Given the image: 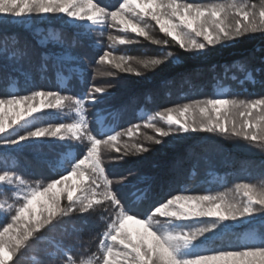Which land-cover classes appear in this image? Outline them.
I'll use <instances>...</instances> for the list:
<instances>
[{
  "label": "snow or ice",
  "instance_id": "1",
  "mask_svg": "<svg viewBox=\"0 0 264 264\" xmlns=\"http://www.w3.org/2000/svg\"><path fill=\"white\" fill-rule=\"evenodd\" d=\"M59 14L72 22L70 27L89 24L118 29L122 35L109 34L107 37L112 42L110 47L134 43L129 33L154 45H168V39H154L151 36L149 22H154L160 33L171 38L183 53L195 58L205 56L211 47L236 41L246 34L264 33V4L257 8L255 4L236 2L116 0L115 4L109 6L102 5L99 0H0V26L13 19L26 20L33 15ZM229 17L235 18L234 24L226 23ZM11 56L15 57L16 62H8L5 42L4 46H0L3 61L0 63V73H21L25 70L23 62H32V54L25 48L17 47ZM40 57L42 63L39 67L43 72L51 71L54 75L63 72L60 66L62 57H53L48 53H42ZM71 59L77 60L76 57ZM130 59L104 50L98 62H106L131 73L135 69L129 65ZM179 60L178 54L168 51L160 58L139 60L137 63L148 69L165 63H179ZM64 78L68 79L67 76ZM6 79L0 76V85L5 88ZM96 94H101L99 99ZM104 95V88L93 85L75 99L62 95L59 89L33 90L30 94H9L7 98H0V151L10 146L30 148L51 143L48 138H58L56 142L68 151L69 156L72 149L77 150V155L69 160L70 169H64L58 179H52L46 186L41 184L28 188L17 207L11 209L9 206L13 212L11 222L0 224V264H15L14 257L22 246L26 247L31 239L36 238V234L53 226L59 217L69 213L87 217L97 208L103 209L108 216L105 230L98 240L101 255L97 264H264V185L257 187L253 183H237L236 191L242 193L240 200L223 194H170L152 204L143 214L139 209L143 200L148 198L150 185L139 197L136 195L139 190L134 188L127 194L131 199L112 187L113 180L108 178L102 166L100 146H115L120 133L111 134L112 129L106 130V126L99 122V112L91 122L86 114V100L92 105L103 103ZM65 107H70L74 113L71 122L60 119L59 114ZM196 112L203 118L198 124L195 120L189 122L186 117ZM233 113H238L243 119H231ZM35 114L48 117L47 125L17 131L15 126L21 125V122L27 124L35 118ZM157 115L167 123L168 129L155 128L162 138L156 139V144L164 143L163 138L174 134L204 132L242 138L249 144L259 142L264 147V97L197 99L169 107ZM93 124L96 125L95 129ZM148 126L155 127L151 121ZM74 142H80V145ZM141 150L149 151L147 148ZM72 177H77L80 184L68 183L66 188L53 191L57 185L71 181ZM85 177L90 181L87 189L89 195L83 194L86 191L82 187ZM126 179L121 178L122 186ZM0 182H3L0 187L26 185L14 168L0 167ZM140 183H147V180L142 179ZM63 196H66L68 203L62 207ZM257 213L261 215L257 217ZM157 215L171 227H160V221L154 220ZM192 221L204 226L193 227L189 223ZM245 221L247 226L259 224L260 230L242 242L238 240V247L212 246L225 228H231L236 223L244 225ZM65 259H69L70 264H76L70 257Z\"/></svg>",
  "mask_w": 264,
  "mask_h": 264
},
{
  "label": "trees",
  "instance_id": "2",
  "mask_svg": "<svg viewBox=\"0 0 264 264\" xmlns=\"http://www.w3.org/2000/svg\"><path fill=\"white\" fill-rule=\"evenodd\" d=\"M206 1L208 0H188L198 3ZM51 25L55 26L54 29L59 27L58 23ZM47 27L48 25L45 31ZM69 32L70 30L66 29L59 31L58 40L64 47L71 48L77 53L81 52L83 45L91 47L84 38L77 43H70ZM33 37L34 35L25 31L13 29L2 33L0 38L3 41L0 42V46H4L6 42L9 63L16 62L11 53L17 47L27 49L32 54V62L30 64L23 62L25 70L21 73H0V76L7 77L6 88L0 85V98H7L9 94H28V87L47 89L46 84L38 81L50 75V71L45 73L39 67L42 61L37 47L42 50L44 48L33 42ZM159 39H165L161 33ZM2 62L0 58V63ZM154 72L156 74L151 80L125 79L126 86L117 90L122 96L121 101L126 99L128 104L138 105L144 112H150L148 108L151 102L161 106H166L164 104L172 106L206 97L213 98L219 94L236 99L261 98L264 96V34L256 37L245 36L231 44L212 47L200 58L184 54L181 62L169 67L163 66ZM10 84L17 88V92L10 90ZM142 91H144L142 100L137 101ZM244 142L242 138L234 136L224 137L199 132L188 135L184 141L172 143L173 146L146 145L145 148L149 151H141L142 153L138 155L137 151L133 150L126 156L130 164L142 169L146 176L144 179L147 180L145 186L150 185L148 198L145 199L147 202L145 207H148L151 203H158L167 198L173 192L217 195L219 192L224 193L235 188L237 183H254L255 180L263 182L264 147L255 142L251 144L253 145L251 148L246 149ZM48 149L55 150L54 147L43 143L36 147L0 151V167L14 168L23 179H30L31 176L51 179L52 174L47 169L46 160L48 161L53 153ZM0 190V198H3L2 195L6 192L7 196L12 198L11 187H0ZM11 214L9 210L0 209V224L10 221ZM189 223L193 227L204 226L203 223ZM259 230V224L247 226V221L244 225H233L231 228H225L212 246L238 247V240L242 242ZM42 233L46 234V229L38 234ZM39 237L40 235H37L31 239L26 247L22 246L18 255L14 257L15 264H38L36 261L29 262L30 254H33L40 264H56V260L53 261L52 255L48 252L53 244L46 241L47 238Z\"/></svg>",
  "mask_w": 264,
  "mask_h": 264
},
{
  "label": "rangeland",
  "instance_id": "3",
  "mask_svg": "<svg viewBox=\"0 0 264 264\" xmlns=\"http://www.w3.org/2000/svg\"><path fill=\"white\" fill-rule=\"evenodd\" d=\"M101 1L102 0H99L102 5H106V3ZM232 2H236L237 4H255L257 8L264 4V0H223L215 1L212 3L228 4ZM115 3L116 0H112V2L108 3L107 5L111 6ZM53 23H58L59 25H63L75 31L77 34L87 40L89 42V45L92 46L94 50H91V47L87 46L81 49L82 52L77 53L71 48L68 49L64 47L63 44H61V42L58 40V36L57 34H55V31L52 32L50 29L46 31L44 30L47 25H51ZM71 23L72 22L69 21L63 14L53 16L33 15L26 20L13 19L8 23L3 24L2 26H0V37L3 32L10 31L12 29L15 31H25L27 34L34 35L35 38L33 37V42L37 43L43 48L55 52L56 54H58L59 57H62V59L69 61L71 63L70 69L73 68L74 70H76L77 73L85 74V76L83 77V79L85 80V88L82 95L93 85L105 89L103 103H97L95 105H92L90 103H87L86 100V114L90 122L93 116L97 112H99V122L106 126V130L112 129L113 131L111 134L120 133L118 137V142H116L115 146H100L102 166L106 169V175L108 176V178L113 180L112 187L118 188L126 197L129 192L133 191L134 188L138 189L139 191L136 193V195L139 197L146 185L145 183H140V181L146 176L140 167H136L130 164V161L126 155H128V153L133 150L137 151L139 155L140 153H142L141 149L145 148L146 145H161L155 143L156 139H162L159 134L155 131V128H164L165 130H167L168 125L164 120L160 119L157 113L163 112L169 107L180 106L184 103H189L191 101L175 104L172 106L167 105L163 108L158 105H153L150 106L151 111L148 114L144 115L141 113V110L139 109L138 105H136L137 107H127L129 103L128 100L125 99L121 101L122 96L117 90L118 88L126 86L125 83L127 82V80L125 81V79H133L134 81L151 80L152 76L156 74V72H154L156 69L161 68L163 66L169 67V65L176 64L165 63L156 68L145 69L143 65L137 63V61L160 58L163 55H166L168 51H171L174 54H178L180 56L179 62H181L182 56H184V54H188L183 53V51L179 49V47L174 42L171 41V38L165 37L162 33L161 34L163 35V38L169 40L168 45H154L149 41L145 40L144 38L135 37L134 34L129 33L128 36L133 39L134 43L130 45L115 44L114 46L110 47V45H112V42L109 41L107 37L109 34L113 36L122 35V33L118 31V29L111 28L108 26H90L89 24H82L80 26L74 25L70 27L69 25ZM149 23L151 26L148 31L150 32L151 36L154 39H159L160 32L158 26H155L154 22ZM226 23L234 24L235 18L229 17ZM261 34L264 33H250L246 34L245 36L256 37ZM0 41H2V38H0ZM231 43L232 42H227L216 46H222ZM209 49L207 51H209ZM104 50L113 51L114 54L117 56L123 55L126 57H131L132 59H130L128 63L135 69V71L131 73L124 72L106 62H98V58L100 55H102ZM89 52L95 53L96 57H93V54L91 55ZM72 57H76L77 60H72ZM136 72H140L141 74L137 75ZM81 75L80 78L82 77ZM33 90L44 89L30 88L28 94H30ZM77 91L81 92V90ZM143 92L144 91L140 92V98L136 99L137 101L142 100ZM61 94L70 95L73 97V99L79 97L67 92ZM96 96L99 99L101 94H96ZM38 100L39 98L37 99V102ZM118 107L119 113H117ZM9 114H11V112H9ZM59 115L60 119L64 122H71L72 118L74 117V113L70 107H65ZM126 118L128 119L124 122ZM202 118L203 117L200 116L199 112H196L194 114L190 113L186 117L189 122L195 120L197 124ZM230 118L236 120L243 119V117H240L238 113H233ZM149 121H151V123L154 124L155 127H149ZM47 122L48 117L40 114H35V118L30 119L27 124L21 122V125H17L15 127L17 128V131L23 132L26 128H31L34 126H46ZM55 122H60V120H56ZM92 127L93 129H95L96 125L93 124ZM188 135L190 134L170 135V137L163 138L165 142L162 143V145L173 146L172 143H175L179 140L184 141L186 138H188ZM104 138L106 139V137ZM57 139L58 138H48L51 143L45 142V144L54 147L55 149L53 158H50L49 161H47V169L52 174L51 179H47L43 176H31L30 179H24L26 181L25 186L12 185V198H9L7 196V192L2 195L3 198H0V205H2V207H0V209H14L18 206L19 202L22 201L24 192L28 188L35 187L41 184L46 186V184L52 179H58L64 169H70L67 167V164H65L66 158L70 159L74 155H77V150L75 148L72 149L71 156H69L68 151L62 149L60 147V144L56 142ZM74 143L80 145V142ZM248 144L249 143L247 141L244 142V147L246 149L251 148L253 146L251 144ZM12 148H15V146H10L8 149L5 150L9 151ZM117 149H119V151H117ZM80 150H82V145L80 146ZM54 170L59 173L55 172ZM123 177H127L126 181L124 182V186H122L120 183V180ZM2 183L3 182H0V184ZM68 183L80 184V181L77 177H72L71 181L65 182L64 185H57L56 189H54L53 191H60L61 188H66ZM89 184L90 181L87 177H85L84 184L82 185V187L86 189V191L83 193L84 195L90 194L87 191ZM253 184H255L257 187H260L264 185V181L258 182L255 180ZM77 194L81 193L78 192ZM173 194L175 193L173 192ZM179 194L199 195L182 192H180ZM218 194H223L228 198H235L237 200H240L242 197V193H238L236 191V188L227 190L224 193L219 192ZM127 198L131 199L132 197ZM67 203L68 202L66 200V196H63L61 199V206H66ZM10 205L11 209L9 207ZM102 211L103 209L97 208L87 217L79 213H69L67 216L59 217L53 226L46 229V234L44 235V238H47L46 241H49V243L53 244V247L49 248L48 252L50 254H55L54 252L58 250L61 253H65L66 257L74 259L76 264H81V262H83V264H97V260L101 255L98 246V240L100 238L99 233L105 230L106 221L108 219L107 214L100 213ZM139 211L141 212V214H143L141 208L139 209ZM256 215L257 217H259L261 214L257 213ZM154 220L160 221L159 226L163 229H168L171 227V225L165 222L164 218H161L158 215L154 217ZM194 222L195 221H192V223ZM239 224L240 223H236L234 224V226H238ZM133 227L135 226L133 225ZM70 245H74L75 248L70 249ZM29 258L33 262L35 261V257L32 256ZM66 263L67 262H63V264Z\"/></svg>",
  "mask_w": 264,
  "mask_h": 264
}]
</instances>
